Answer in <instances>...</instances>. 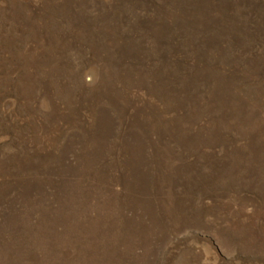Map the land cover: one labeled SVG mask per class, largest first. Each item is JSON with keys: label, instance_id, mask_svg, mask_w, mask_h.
<instances>
[{"label": "rangeland", "instance_id": "obj_1", "mask_svg": "<svg viewBox=\"0 0 264 264\" xmlns=\"http://www.w3.org/2000/svg\"><path fill=\"white\" fill-rule=\"evenodd\" d=\"M0 264H264V0H0Z\"/></svg>", "mask_w": 264, "mask_h": 264}]
</instances>
